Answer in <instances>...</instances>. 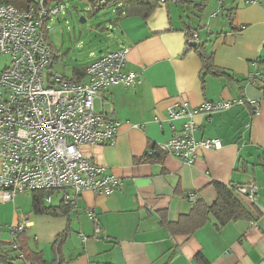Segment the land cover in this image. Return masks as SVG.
<instances>
[{"label": "crops", "instance_id": "obj_1", "mask_svg": "<svg viewBox=\"0 0 264 264\" xmlns=\"http://www.w3.org/2000/svg\"><path fill=\"white\" fill-rule=\"evenodd\" d=\"M260 1L247 5L237 0H160L146 16L115 12L110 24L117 43L113 50L129 47L124 71L137 73L140 81L100 91L94 109L119 121L116 142L80 149L91 162L120 177L122 186L109 196L83 191L76 207L60 216L34 213L32 196L19 193L0 203V242L10 244L8 226L26 217L29 222L22 234L28 248L60 264H264V231L247 219L218 227L210 217L193 233L171 229L192 208L189 192L197 193L207 206L213 204V182L257 185L256 200L246 207L251 220L260 223L264 89L248 79V73L264 66V0ZM191 32L222 75H202L197 49L187 47ZM231 99H257L259 113L254 115L243 102L193 117L194 137L219 138L222 148L200 151L191 165L162 153L143 159L149 147L166 142L182 126L181 119H169V105ZM44 205H61V194L51 192V201ZM86 208H93L99 219L100 238H93ZM66 229L58 254L53 243Z\"/></svg>", "mask_w": 264, "mask_h": 264}, {"label": "built area", "instance_id": "obj_2", "mask_svg": "<svg viewBox=\"0 0 264 264\" xmlns=\"http://www.w3.org/2000/svg\"><path fill=\"white\" fill-rule=\"evenodd\" d=\"M50 0H28L23 6L0 0V56L9 61L0 71V203L12 201L23 192H59L62 205L72 209L83 191L109 196L122 186V179L108 173L105 167L91 162L81 145H109L116 142L119 121L94 109L101 90L114 84L134 86L137 73L124 71L128 46L108 50L84 67V80L74 82L65 75L45 74L51 51L44 39L47 22L61 13L64 4L51 5ZM258 4L260 0H237ZM197 39L190 33L189 41ZM254 85L264 81L262 70L248 73ZM249 103L254 115L259 113L257 99L204 101L196 106L187 101L167 107L170 120H182V126L170 139L149 147L148 156L156 153L173 156L187 165L193 164L200 151L222 148L219 138L196 139L193 117ZM234 189L246 206L257 196L254 183L235 184ZM193 204L198 195L189 192ZM51 201V194L44 202ZM85 212L93 224V238L102 230L93 208ZM250 224L264 231V212ZM28 219L8 226L12 248L26 229ZM82 240L86 239L81 235ZM23 261V255L18 254ZM23 264H28L24 261ZM54 264H60L56 259Z\"/></svg>", "mask_w": 264, "mask_h": 264}, {"label": "trees", "instance_id": "obj_3", "mask_svg": "<svg viewBox=\"0 0 264 264\" xmlns=\"http://www.w3.org/2000/svg\"><path fill=\"white\" fill-rule=\"evenodd\" d=\"M2 1L12 2L16 6L20 7L23 6L28 0ZM176 1L185 2L186 0ZM159 2L160 0H106L105 5H113L114 11L119 15L121 13L131 15L137 11L138 13L141 12L143 16H146L148 12H150L156 5H158ZM47 32V29L44 28V39L51 51V57L47 67L51 68L53 66V60L56 57V54L54 47L48 41ZM189 46L190 48L197 49L198 54L203 62L202 75H205L208 72L216 76H220L223 74L222 71L214 68L212 57L202 47H200V44L195 41L188 40L187 47ZM83 78L84 67H74L72 69V75L69 79L74 82H81L83 81ZM259 85L264 89V81H262V84ZM157 154L158 153H156V155ZM153 156H148L147 154H145L143 159L149 160L150 157ZM233 186L234 185H226L219 182H213V187L216 192V198L213 204L207 206L197 198V200L192 204L190 212L184 215H180L178 217V220L173 225H171L172 232L193 233L195 230L201 228L209 220L210 217H212L216 221L218 227L223 226L229 222H235L238 219H247L250 221L252 219V215L246 207L244 201L236 193ZM48 194H51V192H31L33 212L36 214H48L51 216L68 214V210L70 208L62 205V203L57 207L45 206L44 197ZM66 235L67 229L64 232L58 234L56 240L54 241L53 245L56 253H58L57 245L61 244ZM15 243L16 248H12L11 242L7 245H4L0 242V264H23L24 261L28 262V264H54L55 260L45 261L41 252L30 250L27 246V243L25 242L23 234H20L18 236ZM19 253L23 255V261L18 258ZM200 257L201 255L198 254L196 258Z\"/></svg>", "mask_w": 264, "mask_h": 264}, {"label": "rangeland", "instance_id": "obj_4", "mask_svg": "<svg viewBox=\"0 0 264 264\" xmlns=\"http://www.w3.org/2000/svg\"><path fill=\"white\" fill-rule=\"evenodd\" d=\"M106 0H50L51 5L64 4L61 13L47 22L48 41L54 47L56 57L45 74L57 73L71 77L74 67L88 62L116 47L115 29L110 24L116 14L113 5ZM84 20H81V17ZM9 61L7 55L0 56V71ZM31 195V192H23Z\"/></svg>", "mask_w": 264, "mask_h": 264}, {"label": "water", "instance_id": "obj_5", "mask_svg": "<svg viewBox=\"0 0 264 264\" xmlns=\"http://www.w3.org/2000/svg\"><path fill=\"white\" fill-rule=\"evenodd\" d=\"M81 20H84V17L83 16L81 17Z\"/></svg>", "mask_w": 264, "mask_h": 264}]
</instances>
